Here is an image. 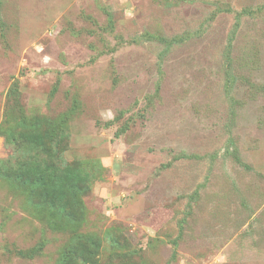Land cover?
Instances as JSON below:
<instances>
[{
  "label": "rangeland",
  "instance_id": "374dc122",
  "mask_svg": "<svg viewBox=\"0 0 264 264\" xmlns=\"http://www.w3.org/2000/svg\"><path fill=\"white\" fill-rule=\"evenodd\" d=\"M0 264H264V0H0Z\"/></svg>",
  "mask_w": 264,
  "mask_h": 264
},
{
  "label": "trees",
  "instance_id": "16d2710c",
  "mask_svg": "<svg viewBox=\"0 0 264 264\" xmlns=\"http://www.w3.org/2000/svg\"><path fill=\"white\" fill-rule=\"evenodd\" d=\"M161 41L171 46L176 39L168 40L162 38ZM8 142L12 144L14 141L12 138H7ZM33 140V139H32ZM38 144L37 154L38 161L33 162L29 165V176L31 178H36L39 183L44 185V190L47 195L58 205L66 207L68 203V196L70 192H76L82 187L84 181L83 176L70 165H60L56 166L43 159L40 156H44L45 150L42 148L45 146L42 138L36 137ZM34 151L35 148H32Z\"/></svg>",
  "mask_w": 264,
  "mask_h": 264
}]
</instances>
